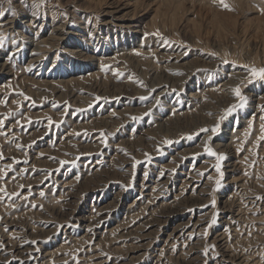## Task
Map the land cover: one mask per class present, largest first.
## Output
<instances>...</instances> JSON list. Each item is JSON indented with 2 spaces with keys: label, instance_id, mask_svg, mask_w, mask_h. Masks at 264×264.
Returning <instances> with one entry per match:
<instances>
[{
  "label": "rangeland",
  "instance_id": "1",
  "mask_svg": "<svg viewBox=\"0 0 264 264\" xmlns=\"http://www.w3.org/2000/svg\"><path fill=\"white\" fill-rule=\"evenodd\" d=\"M0 13V264H264V0Z\"/></svg>",
  "mask_w": 264,
  "mask_h": 264
},
{
  "label": "snow or ice",
  "instance_id": "2",
  "mask_svg": "<svg viewBox=\"0 0 264 264\" xmlns=\"http://www.w3.org/2000/svg\"><path fill=\"white\" fill-rule=\"evenodd\" d=\"M221 3L223 4V0H221ZM224 7H228L227 4L223 5ZM4 13H0V16H3ZM156 35H159V32L156 33ZM4 40V36L2 33H0V43H2ZM246 68L248 67L247 65L245 66ZM250 74L253 77H260V78H264V68H255L252 67L250 68ZM235 94L240 98L241 103L235 105L233 108H229L228 110H226V114L228 112H231L234 110V108H240L244 106V103L246 102V97L241 95L240 92V88L237 87L235 90ZM224 117H221V119H223ZM135 119V118H134ZM262 119H264V117H262ZM219 127V125H216L215 127L212 128V131L215 133L217 131V128ZM201 131H207V129H202ZM261 132L264 133V124L261 125ZM261 140H264V135H262L260 137ZM166 143H168V141H165ZM205 151H207L210 155H217L216 153H214L210 148H208L207 146H205ZM225 157L223 154L217 155V159L218 160H223ZM216 169L219 172L220 171V166L219 164L216 165ZM220 185V181L217 180V187H219ZM41 195H43V193H41ZM215 203V201H213V204ZM216 219V214L213 215V222H215ZM205 254H207V249L205 250Z\"/></svg>",
  "mask_w": 264,
  "mask_h": 264
},
{
  "label": "bare ground",
  "instance_id": "3",
  "mask_svg": "<svg viewBox=\"0 0 264 264\" xmlns=\"http://www.w3.org/2000/svg\"><path fill=\"white\" fill-rule=\"evenodd\" d=\"M108 12H109V11H108ZM108 12L106 11V13H108ZM57 27H58V26H57ZM60 27H61V26H60ZM53 28H54V27H53ZM59 30H60V29H59ZM54 38H55V37H54ZM49 43H50V41H49ZM2 64H4V63H2ZM2 64H1V66H2ZM203 74H204V76L206 77V78L204 79L205 81H207V79L210 78L211 75H212V74H211V71H210L209 69L206 70L205 72H203ZM50 82H51V81H50ZM221 86H222L223 89H224V88L226 89V87H227V83L224 82V83L221 84ZM219 87H220V86H219ZM227 94H228V93H227Z\"/></svg>",
  "mask_w": 264,
  "mask_h": 264
}]
</instances>
